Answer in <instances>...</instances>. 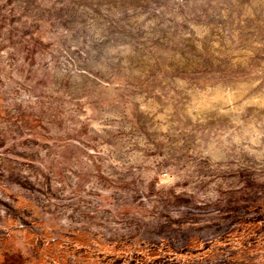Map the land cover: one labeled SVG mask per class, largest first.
Segmentation results:
<instances>
[{
	"label": "rangeland",
	"instance_id": "rangeland-1",
	"mask_svg": "<svg viewBox=\"0 0 264 264\" xmlns=\"http://www.w3.org/2000/svg\"><path fill=\"white\" fill-rule=\"evenodd\" d=\"M42 221L82 264L263 227L264 0H0V264Z\"/></svg>",
	"mask_w": 264,
	"mask_h": 264
},
{
	"label": "trees",
	"instance_id": "trees-1",
	"mask_svg": "<svg viewBox=\"0 0 264 264\" xmlns=\"http://www.w3.org/2000/svg\"><path fill=\"white\" fill-rule=\"evenodd\" d=\"M7 222L9 224H13L14 220L9 219V220H7ZM41 224L44 225L43 226L44 228L41 230V234L33 233L31 230L28 231L29 233L34 235V237H35L34 240H36L35 245H36L38 251L42 250V247L44 245L43 242L52 241L48 237H45V235L48 236V234H50L49 230L47 229L48 226L45 225L44 223H41ZM238 225H240V226L231 230L227 235H225L223 237H219L215 241H213V246H211L207 249H202L203 251L200 255L197 254L198 250L201 247V246L198 247L199 242L196 241L194 243L195 240L190 239L188 241V243L183 247V249H181L177 252L178 257H179V255L181 256L182 254H187V255H190L191 258L194 259L193 262L195 260H197V262H206L207 260L211 261V262L208 261L209 263H207V264H264V259H263L264 257L259 256V255H264V241H263V238L261 237V234L263 232L261 230H264V228H263L264 226L261 227L259 225V223H251V224L239 223ZM77 235H76V240L72 243V245H70V249H69L68 254L69 255L75 254L77 260L82 261V258H84V255H85V251L83 249L85 244H83L77 238ZM40 239H41V241H40ZM55 240L62 241L64 239H55ZM233 241L236 242L237 244L242 243L245 246V249L243 250V252L242 253H232L233 255L229 254L224 259L220 258V256H218L219 254H226L229 251H232L231 249L228 250L227 252L224 250H226V248H227V247H225V245H227L228 242H233ZM37 242H39V244H37ZM208 243H210V242H208ZM200 245H203V244H200ZM230 245L232 246L233 244L230 243L229 246ZM40 246H41V249H40ZM101 246L105 247V245H103V244H101ZM87 247H88V249L91 250V251L86 250L88 255L93 258L94 255H93L92 250L94 251V249L91 246H87ZM72 248H76V252L73 251ZM59 250L60 251L58 253H56L55 260L60 259L61 256L64 255L62 252V247H60ZM82 252L84 253L83 255L81 254ZM45 255L46 254H44L43 252L36 255L37 258L29 257L27 255L24 259L20 260L21 262L19 264H48L45 261V258H44ZM93 261H96V260H93ZM87 262H89V261H87ZM164 262L165 261H161L160 263H164ZM175 264H178V263H175Z\"/></svg>",
	"mask_w": 264,
	"mask_h": 264
},
{
	"label": "flooded vegetation",
	"instance_id": "flooded-vegetation-1",
	"mask_svg": "<svg viewBox=\"0 0 264 264\" xmlns=\"http://www.w3.org/2000/svg\"><path fill=\"white\" fill-rule=\"evenodd\" d=\"M19 202V201H18ZM21 202H19V205H21L20 204ZM31 204H29V202L28 203H26V206H23L22 208H16L17 209V213L20 215V212H21V210L23 209V210H25L26 208H29V207H31L30 206ZM22 210V211H23ZM21 216V215H20ZM40 224L41 223H44V221H42V222H39ZM39 223H37V225L39 224ZM30 223L29 222H25L24 223V225L25 226H27V225H29ZM33 224H35L36 225V223H33ZM19 225V223L17 222V221H15L14 220V223L13 224H9V225H7V227L6 228H12V229H10L9 231H8V229H5V233L7 232V233H10V232H12V233H15V232H22V230H20V229H16L17 228V226ZM48 226V225H47ZM34 227V226H33ZM49 227V226H48ZM50 228V227H49ZM23 230H25V232L27 231V233H29L28 231H30L31 229H23ZM32 231V230H31ZM34 233V232H33ZM27 236H30L31 237V241H32V247H33V252L32 253H28V252H25V253H22V259H24L27 255L29 256V257H33V258H37V256L36 255H38V254H40V253H37V247H36V240H34L35 239V237H34V235L33 234H31V233H29V234H27ZM45 237H48L47 235H45ZM61 238H63L62 236H60ZM40 241H41V239H40ZM43 247L45 246V242H43ZM42 247V248H43ZM40 249H41V246H40ZM78 252V251H77ZM28 253V254H27ZM44 254H46L45 252H43ZM42 256V255H41ZM69 256H71L72 258H73V262L72 263H69L68 261H67V259H68V257ZM63 256H61V258L60 259H58L59 260V262H58V260H52L51 261V257H50V254L49 255H45L44 256V258H45V261L48 263V264H82L79 260H77V258H76V256H75V254L74 255H69V254H67V256H66V258L65 257H63ZM21 259V260H22ZM92 264V263H91Z\"/></svg>",
	"mask_w": 264,
	"mask_h": 264
},
{
	"label": "water",
	"instance_id": "water-1",
	"mask_svg": "<svg viewBox=\"0 0 264 264\" xmlns=\"http://www.w3.org/2000/svg\"><path fill=\"white\" fill-rule=\"evenodd\" d=\"M33 232H34V231H33ZM34 233L39 234V233H37L36 231H35Z\"/></svg>",
	"mask_w": 264,
	"mask_h": 264
}]
</instances>
